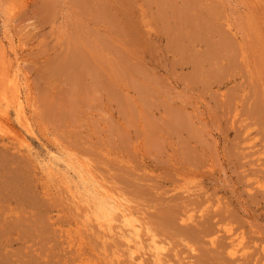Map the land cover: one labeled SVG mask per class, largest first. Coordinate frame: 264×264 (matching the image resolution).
Here are the masks:
<instances>
[{"label":"rangeland","instance_id":"1","mask_svg":"<svg viewBox=\"0 0 264 264\" xmlns=\"http://www.w3.org/2000/svg\"><path fill=\"white\" fill-rule=\"evenodd\" d=\"M0 155V264H264V0H0Z\"/></svg>","mask_w":264,"mask_h":264},{"label":"bare ground","instance_id":"2","mask_svg":"<svg viewBox=\"0 0 264 264\" xmlns=\"http://www.w3.org/2000/svg\"><path fill=\"white\" fill-rule=\"evenodd\" d=\"M217 47V46H216ZM221 48V47H220ZM75 57V56H74ZM77 60H78V58H77ZM69 61V60H68ZM73 61V60H72ZM71 61V62H72ZM81 61V60H80ZM80 61H78V62H80ZM70 62V63H71ZM82 62V61H81ZM85 62V61H84ZM65 63H67V62H65ZM70 63H69V68H71V65H73L74 63L72 62L71 63V65H70ZM87 63V62H86ZM75 64L77 65V63H76V60H75ZM80 64V63H79ZM64 65V64H63ZM76 65H74L75 66V68L73 69V70H78L77 68H78V66L76 67ZM84 65H86V64H83V67H86V69H88L87 67V65H88V63H87V65L86 66H84ZM67 66V65H66ZM80 66H82V65H80ZM80 69H82V67H79V71H80ZM62 70V69H61ZM64 71H65V69H64ZM72 71V70H71ZM79 71H76V74H75V72H74V77L75 76H79V75H77V72L78 73H80L81 74V71H84V72H86L84 69L83 70H81L80 72ZM69 72H70V69H69ZM66 73H67V71H66ZM84 74V73H83ZM82 74V75H83ZM55 75V74H54ZM72 75V74H71ZM64 76H68V75H64ZM74 77H73V81L74 80H78V77H76L75 79H74ZM80 77V76H79ZM66 79V78H65ZM68 79V78H67ZM79 80H81V77H80V79ZM70 81H71V79H70ZM78 82V81H77ZM16 113H17V115L18 116H20L21 114H23L24 113V111H23V106H22V101L20 100V97L19 96H17V98H16ZM1 157H2V155H0ZM5 159V158H4ZM4 159H2L3 161H4ZM0 162H1V160H0ZM2 167H4L3 165H1ZM21 169V165H19V167L17 168H14V170H17V169ZM8 171H9V169H8ZM13 171V170H12ZM11 171V172H12ZM19 171V174H20V170H18ZM5 172V171H4ZM15 173V172H14ZM16 174V173H15ZM10 175H11V173H10ZM3 176H5V175H3ZM12 176V175H11ZM14 176V175H13ZM18 176L19 175H17V178H18ZM5 177H7V176H5ZM4 177V178H5ZM9 178H10V180H9V178H8V180L9 181H11L12 182V180L11 179H13V181H14V179H15V181H17V180H19L20 181V183H21V180L20 179H17L16 180V175L14 176V178H12V177H10V176H8ZM22 177V176H21ZM21 177H19V178H21ZM23 179V178H22ZM5 180V179H4ZM7 180V179H6ZM15 181H14V183H15ZM4 182V181H3ZM6 182V181H5ZM4 182V183H5ZM0 183H2L1 181H0ZM14 183H9V184H11V186L12 185H14ZM19 183V182H18ZM24 183V182H23ZM25 184V183H24ZM4 186H5V184H3ZM2 185V186H3ZM16 185V184H15ZM18 185V184H17ZM16 185V186H17ZM22 185V184H21ZM20 184H19V187L21 186ZM25 186H26V184H25ZM7 187V186H6ZM14 187V190H15V186H13ZM22 188H25V187H22ZM3 189V188H2ZM12 189V188H11ZM17 189H18V187H17ZM20 189H21V187H20ZM83 190H84V192H83V196L85 197L84 199H85V202L86 203H90V208L92 209V211H93V213H95L96 215H97V217L98 218H100V219H102L103 221H105L106 222V226L108 227V228H111V225H112V222L115 220L114 219V215H112L114 212H115V208L116 209H118V206L117 205H115V204H111V202L109 203L108 202V200L106 199V196H104L103 195V193L102 192H100V191H98L97 189H92V188H88V189H85L84 187L82 188ZM23 190V189H22ZM24 191V190H23ZM12 192V191H11ZM5 193H7V192H5ZM5 193H4V195H5ZM14 193H12V195H13ZM17 195L19 194V193H16ZM24 193H22V197L24 198V195H23ZM121 211H122V209H121ZM167 211H169V210H167ZM167 211H166V213H167ZM164 214V213H163ZM173 214H175V213H173ZM165 215V214H164ZM164 215H162V216H164ZM167 215V214H166ZM121 217L123 218L122 219V221L125 223V225L128 227L127 228V235H128V237L130 238H128L129 239V241H134V247H136L137 249H139V248H141L142 247V242L144 241L143 239H141V234H140V229H139V227L134 223V222H132L130 219H128L127 218V215H125V214H122L121 215ZM165 218V216L163 217V220H165L164 219ZM173 218V217H172ZM161 220V219H160ZM162 220V221H163ZM175 221V220H174ZM166 222V224H172L173 223V220L170 218V217H168V215H167V217H166V220L164 221V223ZM177 223V222H176ZM165 224V225H166ZM103 225V224H102ZM176 225V224H175ZM178 225V224H177ZM168 226V225H167ZM172 226V225H171ZM174 227V226H173ZM178 227V226H177ZM181 228V227H180ZM193 228V227H192ZM200 229V228H199ZM177 230V229H176ZM194 230V229H193ZM193 230H191V231H189L188 233H189V237H191L192 239L194 238L195 240L198 238V235L196 234V232H194ZM198 230V229H197ZM185 231L187 232V230L185 229ZM199 232V231H198ZM202 232V231H201ZM188 233H186L187 235H188ZM125 234V233H124ZM205 234H206V231H205ZM199 239V238H198ZM197 239V240H198ZM196 240V241H197ZM203 241V240H202ZM151 245L149 244V247L148 248H150L151 247V249L153 250V256H154V260H155V263H157V264H161L163 261L161 260L162 258H161V252H160V247L158 246V244L155 242V241H151ZM130 245V244H129ZM133 252V251H132ZM163 264V263H162Z\"/></svg>","mask_w":264,"mask_h":264}]
</instances>
